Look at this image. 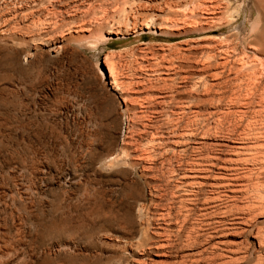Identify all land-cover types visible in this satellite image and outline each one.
<instances>
[{"label":"rangeland","instance_id":"1","mask_svg":"<svg viewBox=\"0 0 264 264\" xmlns=\"http://www.w3.org/2000/svg\"><path fill=\"white\" fill-rule=\"evenodd\" d=\"M255 45L264 51V0H0V264H264V181L250 164L238 180L227 171L251 122L264 126ZM196 80L204 147L183 155L179 93ZM207 149L214 167L198 159ZM195 159L213 167L200 202L215 176L230 198L195 205L178 234Z\"/></svg>","mask_w":264,"mask_h":264},{"label":"bare ground","instance_id":"2","mask_svg":"<svg viewBox=\"0 0 264 264\" xmlns=\"http://www.w3.org/2000/svg\"><path fill=\"white\" fill-rule=\"evenodd\" d=\"M35 1V0H34ZM23 7V6H22ZM19 9V8H18ZM36 9V8H35ZM17 11V10H16ZM15 11V12H16ZM25 14H28V13H25ZM257 29V28H256ZM257 32V31H256ZM247 40V39H246ZM253 41V40H252ZM250 42V41H249ZM248 42V43H249ZM256 43V42H255ZM263 44V43H262ZM247 46V45H246ZM251 47H253V46H251ZM255 47L257 48L258 47V45L256 46L255 45ZM254 47V48H255ZM253 48V49H254ZM260 47H258L257 49L259 50V51H261L260 49H259ZM262 48V47H261ZM257 50V51H258ZM212 51H213V49H212ZM230 51V50H229ZM232 51V50H231ZM258 51V52H259ZM263 51V50H262ZM261 51V52H262ZM236 52H237V50H236ZM261 52H259V53H261ZM210 53V52H209ZM246 53V52H245ZM263 53H264V51H263ZM231 54V53H230ZM238 54V53H237ZM256 54V53H255ZM211 55V54H210ZM214 55V54H213ZM246 55V54H245ZM261 56V55H260ZM211 57V56H210ZM212 57H214V56H212ZM226 57V56H225ZM245 57V56H244ZM228 58V57H227ZM245 58H248V56H246ZM241 59H243V57L241 58ZM240 59V60H241ZM253 59L255 60V58L253 57ZM260 59L261 58H257V61L259 60L260 61ZM209 60V59H208ZM217 61V60H216ZM248 61V60H247ZM253 61V60H252ZM207 62V61H206ZM264 59L263 60H261L259 63H260V65L262 66V67H264ZM223 64L225 63V62H222ZM210 64V63H209ZM218 64V63H217ZM222 64V65H223ZM241 64H243V63H241ZM249 64V62H247V65ZM244 65V64H243ZM243 65H241V66H243ZM246 65V66H247ZM208 66V68H209V66H211V65H207ZM255 64H254V66L252 67L253 69L255 68ZM225 67V66H224ZM245 67V66H244ZM244 67H241L242 68V72H244L243 70L246 68H244ZM262 67H260V68H262ZM240 68V69H241ZM244 68V69H243ZM240 69H238L239 71H240ZM259 69V68H258ZM257 69V71H259ZM262 69H264V68H262ZM237 70V71H238ZM260 71H264V70H260ZM219 73V72H218ZM217 73V74H218ZM221 73V72H220ZM245 73V72H244ZM259 73V72H258ZM257 72H256V70L254 69V71L253 72H251V73H247V74H251V75H253V77L255 78L254 79V82H253V85H254V88H258L259 86H260V84H261V82H262V78H260V75H259V77H256L255 75L256 74H258ZM260 74V73H259ZM261 74H262V72H261ZM264 74V73H263ZM221 75V74H220ZM238 76H239V74H237ZM240 75H242L243 76V74L241 73ZM246 75V74H245ZM244 75V76H245ZM251 75H247V76H245V77H247V80H249L250 81V79H248V78H250V77H252ZM218 76V75H217ZM238 76H237V80L239 79L238 78ZM243 76V77H244ZM263 76V75H262ZM225 77V76H224ZM242 77V79L241 80H243L244 78ZM204 78V77H203ZM207 79V78H206ZM183 80V79H182ZM187 80V79H186ZM185 80V81H186ZM201 80V79H200ZM200 80L198 81V80H196V81H193V83H192V86H191V88H192V91L191 92H188V93H186L185 91H180V93H179V97L181 98L179 101V106H178V108H179V113H177V114H179L178 115V120H177V122H175L174 123V125L176 124V126L174 127V133H176L177 135H176V146L179 148V150L178 151H180L181 152V154L183 153V155H185L187 152H191V153H194L195 154V152H202V147H204V146H202V147H199L200 149H198V147L197 146H195L196 144V138H197V130H198V123H199V119H200V116H202L203 117V115H202V113L200 112V110L199 109H195V105H194V97H193V95L194 94H196V91L199 89V86L201 87V84H202V82H200ZM208 80V79H207ZM232 80V79H231ZM115 81V80H114ZM184 81V82H185ZM223 81H225V80H223ZM249 81H246L247 83H248V85H249ZM252 81V80H251ZM117 82V81H116ZM204 82V81H203ZM243 82V81H242ZM245 82V83H246ZM207 83V81L204 83V84H206ZM224 83V82H223ZM226 83H228V82H226ZM240 83H241V81H240ZM203 84V85H204ZM209 84V83H208ZM229 84V83H228ZM230 84H233V83H230ZM252 84V83H251ZM237 85V84H236ZM240 85V84H239ZM247 85V87L249 88V90H250V88L252 87L251 85H250V87ZM242 86V85H241ZM207 87V86H206ZM229 87V86H228ZM225 88V87H224ZM242 88H244V87H242ZM247 88V89H248ZM206 89H208V87L206 88ZM252 89L253 88H251V91H249V92H251V94L256 90H253L252 91ZM259 89V88H258ZM224 91V90H223ZM235 91V90H234ZM262 91V90H261ZM222 92V91H221ZM225 92V91H224ZM227 92V91H226ZM236 92H237V90H236ZM238 92H240V91H238ZM248 92V93H249ZM219 93H220V91H219ZM223 93V92H222ZM243 93V92H242ZM262 93H263V91H262ZM216 94H218V93H216ZM247 94V93H246ZM264 94V93H263ZM185 95H189V98L188 99H185ZM220 96H221V93L219 94ZM224 96H225V94H223ZM254 95H255V93H254ZM257 95V94H256ZM218 96V95H217ZM216 96V97H217ZM219 96V97H220ZM231 96V95H230ZM244 96V95H243ZM249 96V95H248ZM222 97V96H221ZM212 98L213 97H211V98H209L210 100H208V101H210L211 102V100H212ZM225 98V97H224ZM237 98V97H236ZM236 98H234V99H236ZM245 98V97H244ZM221 99V98H220ZM219 99V100H220ZM255 99V98H254ZM264 99V98H263ZM262 99V100H263ZM216 100L217 99H215V101H214V99H213V101L214 102H216ZM249 100V99H248ZM212 101V102H213ZM229 101V100H228ZM230 101H231V99H230ZM260 101V100H259ZM211 102V103H212ZM232 102V101H231ZM230 102V103H231ZM235 102V101H234ZM248 102V101H247ZM257 102V101H256ZM218 103H219V101H218ZM246 103V102H245ZM214 104V103H213ZM243 104V103H242ZM247 104V103H246ZM253 104V103H252ZM248 105V104H247ZM261 105V104H260ZM259 105V106H260ZM216 106V105H215ZM235 106V105H234ZM243 106H244V104H243ZM214 107V106H213ZM245 107V106H244ZM199 108V107H198ZM260 108V107H259ZM229 109V108H228ZM258 110V109H257ZM261 110H262V108H261ZM227 111V110H226ZM230 111V110H229ZM239 111V110H238ZM246 111V110H245ZM245 111H243L244 113H245ZM260 111V110H259ZM258 111V112H259ZM263 111H264V109H263ZM211 112V111H210ZM213 112V111H212ZM213 113H215V112H213ZM221 113V112H220ZM227 113H228V111H227ZM231 113H232V110H231ZM261 113H262V111H261ZM260 113V114H261ZM225 114V113H224ZM242 114V113H241ZM215 116V115H214ZM222 117H223V115H221ZM252 116V115H251ZM221 117V118H222ZM225 117H227L226 115L223 117V119H226ZM237 117V116H236ZM255 117V116H254ZM263 117V116H262ZM204 118V117H203ZM202 118V119H203ZM218 118H220V117H218ZM243 118V117H242ZM249 118V117H248ZM257 118V117H256ZM201 119V120H202ZM219 120V119H218ZM255 120H257V119H255ZM255 120H254V122H255ZM185 121V122H184ZM245 121V120H244ZM243 121V122H244ZM220 122H222V121H220ZM258 122V121H257ZM260 122V121H259ZM261 122H263V121H261ZM205 123V122H204ZM232 123V122H231ZM237 123V122H236ZM230 124V123H229ZM258 124V123H257ZM256 123L253 125V123L251 122V125H253V126H255V125H257ZM204 125V124H203ZM221 125H222V123H221ZM250 125V124H249ZM251 125H250V127H251ZM259 125V124H258ZM220 126V125H219ZM231 126H232V124H231ZM203 127V126H202ZM211 127V126H210ZM248 128V132H246V133H244V135H245V138L244 139H246L245 141H244V139H243V141H244V144H242L241 145V147H237L238 149H236V150H238V153L237 154H239V155H237V159H234L235 161L232 163V165H230V168H228V176H230V180H235V179H237L238 178V171L237 170H243L244 168H248L249 166H247L248 164H250L251 166H253L252 167V169H250V170H252V171H254L253 169H257L256 170V174H257V179L259 180V178L260 179H263V181H264V149L263 150H261V148H262V146H261V148L260 147H255L254 146V144H255V142H250V141H257L260 137L262 138V137H264V126L263 127H258V131L257 132H255V133H253V128ZM256 127V126H255ZM255 127H254V129H255ZM173 128V127H172ZM204 128V127H203ZM202 128V129H203ZM246 128V127H245ZM221 129V126H220V128H219V130ZM219 130H218V132H219ZM225 130V129H224ZM233 130V129H232ZM235 130V129H234ZM245 131H246V129H244ZM223 131V130H222ZM205 132V131H204ZM203 132V133H204ZM244 132V131H243ZM222 133V132H221ZM224 133V132H223ZM216 134V133H215ZM226 134V133H225ZM229 134H231V133H229ZM243 135V134H242ZM235 136V135H234ZM231 137V136H230ZM219 138H221V137H219ZM242 138V137H241ZM154 139V138H153ZM242 142V141H241ZM154 143V142H153ZM197 143H198V141H197ZM243 143V142H242ZM144 145H141L142 147L144 146V148H145V150H140L141 152H143V155H142V157H144V158H146V145H147V143H143ZM150 144H152V143H150ZM195 144V145H194ZM262 145V144H261ZM211 146V145H210ZM259 146V145H258ZM153 147H154V145H153ZM264 147V146H263ZM189 148H191L192 150H189ZM209 148V147H208ZM153 149V148H152ZM209 152H210V154H208L207 156L205 155L204 156V153H200V157L198 158L199 160L201 159V160H204V161H206V163L207 164H209L210 166H213L214 167V162L215 161H213V159H215L216 161H217V159H218V157H214V156H212L211 155V151H213L212 149H207ZM206 150V151H207ZM218 150H222L220 147L218 148ZM254 150H256L257 152L256 153H254L253 151ZM139 151V150H138ZM178 151H177V153H178ZM250 151H252L253 153L251 154V152ZM129 152V153H128ZM216 152V151H215ZM247 152H250V154L252 155V157H251V155H250V158H248V157H238V156H240V155H245ZM122 153H123V156H130V155H128V154H130V151H127V150H123L122 151ZM227 153V152H226ZM188 154V153H187ZM194 154H193V156H194ZM217 154H218V152H217ZM249 154V153H248ZM247 154V155H248ZM196 155H199V154H196ZM236 155V154H235ZM242 155V156H243ZM192 156V155H191ZM249 156V155H248ZM196 158V157H195ZM193 159H194V157H193ZM196 160V159H195ZM229 161V160H228ZM203 162V161H202ZM249 162H251V163H249ZM201 164L202 163H200L198 160H196V161H192L191 163H190V166H189V171H191V173H190V175L188 176L187 174L188 173H185V171L181 174L182 175V177H181V185H180V189H181V192H182V194L181 195H179V196H181V209L180 210H185V211H187L188 213L187 214H185V217L183 218V225L181 226V229L178 231V234L179 233H181L182 231H183V229L185 228V225L187 224V221H188V219L190 218L189 216H190V214L192 213V211L193 210H195V205H200V196L201 195H204V194H206L205 193V188H206V184L204 183L205 181H203V180H201V179H209L210 177H211V169L210 168H213V167H205L204 166V164H203V166L204 167H202L201 166ZM208 166V165H207ZM226 168V167H225ZM250 168V167H249ZM186 169V168H185ZM210 169V170H209ZM186 171H187V169H186ZM188 171V172H189ZM254 172H250V174L249 175H246V180L248 181V182H250V181H252L255 177H254ZM186 175L188 176V177H186ZM226 177H228L227 175H225ZM187 178H189L190 180H188ZM214 178H216V179H214L215 180V182L214 183H211L210 185H209V188H208V190H207V193H208V195H205V196H207L204 200H203V202L201 203V204H210V203H215L216 202V200L219 202V200H221V202H222V200H227V199H229L230 198V196H228V195H226V194H222L221 193V188L222 187H224V189H226V187H227V189L229 188V185H226V184H230L231 185V183L232 182H230V181H228V182H225V183H222L220 180H222V178H223V176H221V177H214ZM224 179V178H223ZM239 179V178H238ZM237 179V180H238ZM218 180V181H217ZM224 180H226V179H224ZM228 180H229V178H228ZM262 181V182H263ZM261 182V181H260ZM248 185H250V184H248ZM244 187V186H243ZM255 188H253V190L254 191H257V193L258 192H260L259 190H261L260 189V187L258 188V187H256V186H254ZM178 189H179V187H178ZM177 189V190H178ZM246 190H248V189H246ZM245 191V190H244ZM249 191V190H248ZM249 193V192H248ZM256 193V194H257ZM251 194V193H250ZM232 195V194H231ZM260 195V194H259ZM258 196V195H257ZM263 197H264V195H262ZM262 196H260V197H262ZM232 197V196H231ZM246 197V196H245ZM259 197V196H258ZM259 197V198H260ZM262 197V198H263ZM258 198V199H259ZM243 199H245V198H243ZM253 199V198H252ZM242 200V199H241ZM260 200V199H259ZM261 200H264V199H261ZM260 200V201H261ZM250 201V200H249ZM242 202V201H241ZM259 202V201H258ZM243 203V202H242ZM260 203V202H259ZM261 203H262V201H261ZM264 203V202H263ZM262 203V204H263ZM223 204H225V203H223ZM227 204V203H226ZM253 204V203H252ZM249 205V204H248ZM219 205H217L216 207H218ZM225 206V205H224ZM238 206V205H237ZM255 206V205H254ZM197 207V206H196ZM221 207H222V205H221ZM249 207V206H248ZM257 207V206H256ZM204 208H206V207H204ZM203 208V209H204ZM215 208V207H214ZM220 209V208H219ZM226 209L228 210V208H227V205H226ZM239 209V208H238ZM248 209V208H247ZM206 210V209H205ZM232 210V209H231ZM242 210V209H241ZM252 210V209H251ZM261 210V209H260ZM229 211V210H228ZM227 211V212H228ZM250 211V210H249ZM184 212V211H183ZM200 212V211H199ZM202 212V211H201ZM224 212H226V211H224ZM251 212V211H250ZM169 214V213H168ZM210 214H211V212L210 213H207V212H205V213H201L200 214V217L201 218H199V219H197V220H200V219H202V221L203 220H207V219H209V218H211L210 217ZM246 214V213H245ZM264 214V213H263ZM180 215V214H179ZM224 216V215H223ZM218 217V216H217ZM231 217V216H230ZM216 219V218H215ZM228 219V218H227ZM254 219V218H253ZM180 220V219H179ZM200 222H201V220H200ZM199 222V223H200ZM215 222V221H214ZM217 222H219V220L217 221ZM225 222V221H224ZM202 223V222H201ZM211 223V221L209 222V224ZM226 223H228V222H226ZM236 223V222H235ZM182 224V223H181ZM180 224V225H181ZM191 225V224H190ZM203 225H205V224H203ZM208 225V224H207ZM211 225V224H210ZM199 226V225H198ZM215 226V225H214ZM194 227V226H193ZM202 227V226H201ZM210 227V226H209ZM208 227V228H209ZM197 228H199V227H197ZM192 228H190V230H191ZM194 229H196L195 227H194ZM194 229H192V231L194 230ZM200 229H198V231H199ZM195 231H197V230H195ZM197 231V232H198ZM166 232H168V231H166ZM171 233H172V231H170ZM194 232V231H193ZM196 232V233H197ZM210 232V231H209ZM208 232V233H209ZM174 233V232H173ZM184 233V232H183ZM182 233V234H183ZM190 233V232H189ZM195 233V232H194ZM199 233V232H198ZM205 233V232H204ZM204 233H202L203 235H205ZM207 233V232H206ZM143 234V233H142ZM166 235H168V237H169V235L170 234H167V233H165ZM178 234H176L177 236H179ZM181 234V235H182ZM193 233H191V235H192ZM201 234V233H200ZM190 235V234H189ZM189 235H186L185 237H187V238H190L189 237ZM209 235V234H208ZM224 235V234H223ZM143 236V235H142ZM164 236V235H163ZM171 236V235H170ZM195 236V235H194ZM194 236H193V238H194ZM197 236V235H196ZM199 236V235H198ZM210 237H211V235H209ZM167 237V236H166ZM176 237V236H175ZM180 237V236H179ZM210 237H208L207 239H209ZM215 237V236H214ZM260 237V236H259ZM150 238V237H149ZM170 238V237H169ZM178 238V237H177ZM198 238V237H197ZM146 239V238H145ZM166 239V238H165ZM191 239H192V237H191ZM190 239V240H191ZM195 239V238H194ZM206 239V240H207ZM259 239V238H258ZM164 240V239H163ZM169 240V239H168ZM171 240V239H170ZM169 240V241H170ZM188 240V239H187ZM186 240V241H187ZM149 241V239L147 238V242ZM183 241H185L184 239H183ZM194 241V240H193ZM193 241H192V243H193ZM208 241V240H207ZM264 241V240H263ZM150 242V241H149ZM157 242V241H156ZM197 242V241H196ZM195 242V243H196ZM140 243V242H139ZM169 243V242H168ZM181 243V242H180ZM198 243V242H197ZM143 244H146V243H143ZM170 244V243H169ZM168 244V245H169ZM186 244H188V243H186ZM199 244V243H198ZM195 245V244H194ZM161 246V245H160ZM186 246V245H185ZM159 247V246H158ZM178 247V246H177ZM216 247V246H215ZM174 248V247H173ZM153 249V248H152ZM172 249V248H171ZM211 250V249H210ZM148 251V250H147ZM167 251V250H166ZM203 251V250H202ZM178 252V251H177ZM210 252V251H209ZM211 252H212V250H211ZM202 253V252H201ZM200 253V254H201ZM213 253V252H212ZM205 254V253H204ZM163 255V254H162ZM189 255V254H188ZM210 255V254H209ZM183 256V255H182ZM198 256V255H197ZM211 256V255H210ZM192 257V256H191ZM190 257V258H191ZM215 257V256H214ZM214 259H216V257L215 258H213V260L212 259H208V264H209V260H210V263H211V260H212V262H215L214 261ZM196 260H198V259H196ZM200 260V259H199ZM198 260V261H199ZM217 260V259H216ZM207 261V260H206ZM175 263H177V262H175ZM185 263V262H184ZM207 263V262H206ZM216 263V262H215ZM166 264V263H165ZM169 264V263H168ZM219 264V263H218Z\"/></svg>","mask_w":264,"mask_h":264}]
</instances>
